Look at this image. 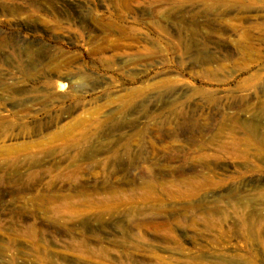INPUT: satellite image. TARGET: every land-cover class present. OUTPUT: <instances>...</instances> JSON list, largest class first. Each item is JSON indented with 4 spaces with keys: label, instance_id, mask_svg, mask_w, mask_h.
<instances>
[{
    "label": "rangeland",
    "instance_id": "obj_1",
    "mask_svg": "<svg viewBox=\"0 0 264 264\" xmlns=\"http://www.w3.org/2000/svg\"><path fill=\"white\" fill-rule=\"evenodd\" d=\"M0 117V264H264V0H0Z\"/></svg>",
    "mask_w": 264,
    "mask_h": 264
},
{
    "label": "bare ground",
    "instance_id": "obj_2",
    "mask_svg": "<svg viewBox=\"0 0 264 264\" xmlns=\"http://www.w3.org/2000/svg\"><path fill=\"white\" fill-rule=\"evenodd\" d=\"M76 76H78V75H74V76L70 75V76H66V77L69 78V79H71L72 83H74V82H77V81H74L73 80ZM79 77L84 78V75L83 74H80ZM2 84L4 85V92L8 93L9 92V89H8L9 86L6 85L4 82ZM66 86H68L67 85V81L59 82V84H58V88L61 91L64 90ZM23 92H25L24 89L21 90V91L13 92V95H10V96L14 99L17 93H23ZM2 126L3 125H2V121H1V117H0V136L7 135L8 132H9V130H10V127L8 125L7 126H4V127H2ZM23 128L25 129V127H23ZM43 154L44 153H42V152L40 153L39 152L34 157L31 156V158H28V157L27 158H22L18 162H19L20 165H22V164H30V165L39 164L40 163V160L43 157ZM16 163H17L16 159L13 157V155H11L10 147H7V146H3L2 148L0 147V176L2 175V173H7V172L11 176V178H10L11 180H14V179H23V178H25L27 176H30V178H36V177L41 176V173L40 172H34V173H32V171H31L30 173H23V172L19 171L16 168V166H15ZM106 193L107 194H113V193H116V191H111L109 189ZM83 196H84V198H86V195H83ZM10 262H11V264H13L12 261H10Z\"/></svg>",
    "mask_w": 264,
    "mask_h": 264
}]
</instances>
